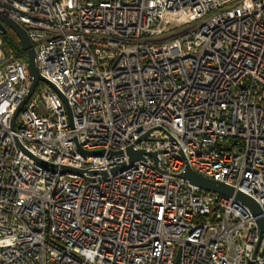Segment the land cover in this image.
Returning <instances> with one entry per match:
<instances>
[{
	"label": "built area",
	"instance_id": "2783aa9c",
	"mask_svg": "<svg viewBox=\"0 0 264 264\" xmlns=\"http://www.w3.org/2000/svg\"><path fill=\"white\" fill-rule=\"evenodd\" d=\"M0 14L53 86L13 128L32 77L0 31V264H264L251 211L178 177L188 166L264 217V0H0Z\"/></svg>",
	"mask_w": 264,
	"mask_h": 264
},
{
	"label": "water",
	"instance_id": "95a60500",
	"mask_svg": "<svg viewBox=\"0 0 264 264\" xmlns=\"http://www.w3.org/2000/svg\"><path fill=\"white\" fill-rule=\"evenodd\" d=\"M6 28L10 29L15 34L16 38L18 39V42H19L21 50H22V54L27 61L29 74L32 77L31 90L13 117L12 127L14 128V122H15V118H16L17 114L22 109V107L29 101V99L32 97L37 85L39 84V82L42 81V82H45L49 85H51V84L48 83L45 79H43L40 76V73L38 71V68H37L36 62H35V58H36L35 49H34L32 43L28 37L27 32L21 26H19L15 22L11 21L7 17L0 14V31L3 34H6L7 33ZM67 111H68L69 118L72 121V113H71V110L68 106H67ZM142 140H146V137L141 138L139 142H141ZM88 154L102 155L103 152H92V153H88ZM126 154L130 158V162H136L138 160H142L144 158L145 153L140 152V151L136 152L132 148H129L126 151ZM112 156H123V153H121V152L113 153ZM153 156L155 157V155H153ZM35 160L39 164H41L42 166L46 165L45 163H43L37 159H35ZM64 170L66 172H74V173L82 174L81 171H76V170H73L70 168H64ZM178 177L183 179V180L188 181L190 184L196 186L197 188H199L202 191L213 192V193H217L219 195L226 196V197H235V199L237 201H239L240 203H242L243 205H245L251 211L253 216L256 218L257 224L261 230L262 238H264V217L262 216V210H261L260 206L253 199H251L250 197H248L242 193H239V192L236 193L232 187H229L223 183L202 178L201 176L194 173L188 166H186L185 171L183 173H181ZM179 259H180V257L178 255L177 264H180Z\"/></svg>",
	"mask_w": 264,
	"mask_h": 264
},
{
	"label": "trees",
	"instance_id": "16d2710c",
	"mask_svg": "<svg viewBox=\"0 0 264 264\" xmlns=\"http://www.w3.org/2000/svg\"><path fill=\"white\" fill-rule=\"evenodd\" d=\"M3 42H4L5 47L7 49L12 50L16 56H19L21 58L24 57L22 55V50H21L19 42L17 40L15 41L10 40V38H8L7 36V33L3 35Z\"/></svg>",
	"mask_w": 264,
	"mask_h": 264
},
{
	"label": "rangeland",
	"instance_id": "374dc122",
	"mask_svg": "<svg viewBox=\"0 0 264 264\" xmlns=\"http://www.w3.org/2000/svg\"><path fill=\"white\" fill-rule=\"evenodd\" d=\"M6 29H7L8 38H10V40H12V41H15V40L18 41V39L16 38L15 34L10 29H8V28H6Z\"/></svg>",
	"mask_w": 264,
	"mask_h": 264
}]
</instances>
